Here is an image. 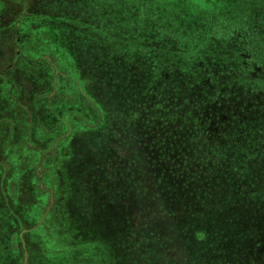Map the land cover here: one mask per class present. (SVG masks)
<instances>
[{"label": "trees", "instance_id": "16d2710c", "mask_svg": "<svg viewBox=\"0 0 264 264\" xmlns=\"http://www.w3.org/2000/svg\"><path fill=\"white\" fill-rule=\"evenodd\" d=\"M33 7L35 10L30 9L29 18L20 21L24 23L23 31L19 25L24 51L18 55L25 56L18 60L27 65L28 59L32 66L45 62L38 56V48L43 43L51 60L69 56L79 80V98L101 103L100 108L88 110L92 112V124L96 125L92 132L98 133L101 129L96 134V145L103 146L99 139L107 136L108 125L113 135L117 133V136L123 135L136 142L137 156L130 153L126 161L134 164L136 160L137 174L128 172L127 184L143 185L137 191H140V202L148 209L146 215H150V219L141 225L144 229L141 238L144 242L152 239V252L157 257L155 264H264V233L254 234L255 225L263 224L260 213L264 210L261 206L264 194L248 185H217L218 171L228 168L227 165L238 170L240 158L227 155L225 145L215 137L210 141L203 136L204 122L199 123L203 117L188 113V108L194 114L197 111L194 105L186 104L188 95L197 106L206 103L200 100L204 91H200L201 78L196 76L207 65L204 59L193 55L197 47L193 42L192 25L193 30L197 24L204 28L206 21L216 19L219 23L224 16L230 17L219 9L205 12L196 6L195 14L190 15L185 0H177L174 4L169 0H45ZM35 26L41 29L33 35H39L36 44L29 36ZM157 27L160 30H156ZM162 32L170 39L164 40L159 34ZM197 45L198 49L204 46ZM190 46L195 48L194 52ZM2 77L0 79L5 78ZM21 81L23 101L34 88L24 79ZM36 100L47 99L44 95ZM85 100L77 99L80 103L78 117H85L81 105ZM6 132L9 134V130ZM46 133L39 131V135ZM60 135V129L53 134L55 139ZM127 145L128 150L134 148L132 142ZM104 150L100 148L95 157L101 159L107 154L106 150L97 153ZM151 185L156 186L152 188ZM206 185H216L213 190H218L217 198L220 199V209L216 213L224 217L222 221L234 225L232 233L218 231V221L195 222V225L185 220L183 214L171 210L169 205L165 209L151 208L149 197L155 199L154 194L157 199L170 191L169 204L179 202L183 210L189 209L180 199L187 195L201 202L210 189ZM225 190L227 195L222 198ZM251 203H255V213L260 209L257 214L249 209ZM241 204L244 210L240 220H236L233 211ZM209 213H214L211 208ZM5 214L15 227V218ZM147 229V233H143ZM111 234L114 237L108 243L97 237L91 241L92 248L64 264H123V255L118 256L114 249L116 234ZM20 242L21 239L19 245L13 247L10 240L2 249L25 252L28 260L32 252H36V246H26L22 251ZM192 245L197 250L194 260H190ZM142 248L139 251V257L144 258L141 264H149L146 256L150 248ZM168 250L172 252L171 258L166 256ZM129 264L136 263L131 260Z\"/></svg>", "mask_w": 264, "mask_h": 264}, {"label": "rangeland", "instance_id": "374dc122", "mask_svg": "<svg viewBox=\"0 0 264 264\" xmlns=\"http://www.w3.org/2000/svg\"><path fill=\"white\" fill-rule=\"evenodd\" d=\"M2 1L0 10L2 6H8L14 15L10 18L6 13L0 14V76L4 77L9 69L14 70H9L5 78L0 79V264H64L92 248L91 241L94 242L97 237L108 243L114 237L110 235L111 232L116 234L114 239L117 245L114 249L118 256L123 255V264H129L131 260L141 264V260H144L139 257L142 246L150 248L146 259L149 264H155L157 257L152 252V239L144 242L141 238L144 230L141 225L150 219V215H146L149 214L148 209L140 202V191H137L143 185L127 184L128 172L137 174L136 160L134 164L126 161L130 153H133V157L137 156L136 142L133 139L129 141L123 135L117 136V133L113 135L111 125H108L107 136L99 139L103 146L96 145V134L101 129L98 133L92 132L96 125L92 124V112L88 110L100 108L101 103L95 101L94 104L89 99L79 98V80L69 56H58L55 61L51 60L49 50L43 43L38 48V56H42L45 62L32 66L28 59L27 65L18 60L21 56L18 54L24 51V43L16 44L15 27L20 25L23 31L24 23L19 24V21L29 18L27 12L22 16L24 11L35 10L33 6L45 0H27L24 11L21 7L23 0ZM176 1L169 0L172 4ZM185 2L190 15L195 14L196 6L205 12L219 9L230 17L224 16L219 23L216 19L212 20L214 23L206 21L204 28H201V24H197L200 27L195 25L194 30L193 25L191 27L193 42L198 50L193 55L206 61L204 71L217 69L219 60L232 59L225 57V49L220 50L219 45L229 43L238 33L241 34L238 37L244 39V45L251 42L252 51L264 53V0ZM35 27L29 36L36 44L39 35H33L41 29ZM250 28H253L252 35ZM159 34L164 40L170 39L165 32ZM197 44L204 46L198 49ZM190 49L194 52L195 48L190 46ZM228 60L224 62L230 63ZM15 63L18 67L16 65L14 68ZM16 72L19 74L15 75ZM20 78L34 88L23 101ZM44 95L47 100H36ZM67 98L70 100L66 101ZM77 99L85 100L82 102L84 105L81 103L85 117L77 116L80 107ZM84 124L87 125L84 127ZM58 129L61 135L55 139L53 134ZM6 130H9V134ZM41 130L47 133L39 135ZM128 142L133 144L131 150L127 149ZM97 146L107 153L101 159L95 157L100 150ZM145 186L148 188L150 185ZM154 186L151 185L152 188ZM206 186L210 189H206L209 192L204 200L200 197L201 202L187 195L180 199L181 204L188 205L189 209L183 210L178 206L179 202L169 204L172 198L170 191L157 199L154 194L155 199L149 197L151 208L165 209L169 205L171 210L183 214L185 220L193 221L195 225V222L218 221V231L232 233L234 225L222 221L224 217L216 213L220 209L218 190H213L216 185ZM210 208L214 213H209ZM4 213L15 218V227L12 219L7 220ZM20 239L22 251L26 246H36V252L33 251L28 260L25 252L21 254L17 250L10 252L2 249L10 240L13 247L18 246ZM190 249L193 251L190 260H194L197 250L194 245ZM171 254L168 250L166 256L171 258ZM7 259H10L9 263Z\"/></svg>", "mask_w": 264, "mask_h": 264}, {"label": "flooded vegetation", "instance_id": "af4514ba", "mask_svg": "<svg viewBox=\"0 0 264 264\" xmlns=\"http://www.w3.org/2000/svg\"><path fill=\"white\" fill-rule=\"evenodd\" d=\"M3 12L10 18L14 15L8 6H4ZM24 15L25 12L22 16ZM17 27L18 25L15 27L16 31ZM250 29L252 35L253 28ZM238 36L241 34L238 33ZM238 36L232 38L229 43L219 45L220 50L225 49V57L232 58L225 59L230 63L219 60L217 69L200 70L196 73V77L201 78L199 89L204 91L200 95L203 99L201 97L200 100L206 103H203L205 106H197L191 101L192 96L188 95L186 104L194 105L197 112L194 114L190 108L187 111L194 116L203 117L199 122H204L203 136L210 141L215 137L225 145L227 155L240 158L237 163L238 170H232V166L227 165L228 168L222 167L218 171L217 185H248L264 194V53L252 51L251 42L244 45V39ZM226 195L227 190L221 197L225 198ZM249 205V209H253L255 213V203ZM261 206L264 209V202ZM243 210L241 204L233 211L236 220H240ZM258 211L260 209L255 214ZM260 215L263 224L255 225V235L264 233V210Z\"/></svg>", "mask_w": 264, "mask_h": 264}, {"label": "crops", "instance_id": "0c3cea01", "mask_svg": "<svg viewBox=\"0 0 264 264\" xmlns=\"http://www.w3.org/2000/svg\"><path fill=\"white\" fill-rule=\"evenodd\" d=\"M0 1H1V3H3L2 0H0ZM10 2H13V1L10 0ZM25 2H26V4L28 3L27 0H23V2H22V4H21V7H22V8H23ZM3 8H4V6H2V8H1V10H0V14H1V13H2V14L4 13V12H3ZM23 11H24V8H23ZM24 12L29 13L30 10L28 9L27 11H24ZM19 24H20V21H19ZM4 34H5L7 37L9 36V34H7V33H4ZM1 41H2V38H0V43H1ZM7 41H8V40H7ZM15 42H16V44H18L19 42H21V37H20V33H19V25H18V27H17V31H16ZM18 47H19V45H18ZM20 51H21V50H20ZM24 56H25V55H23V53H22V55L19 56V57H24ZM9 70H11V69H9ZM9 70H7V71L5 72V75H4V76H6V74H7V72H8Z\"/></svg>", "mask_w": 264, "mask_h": 264}]
</instances>
